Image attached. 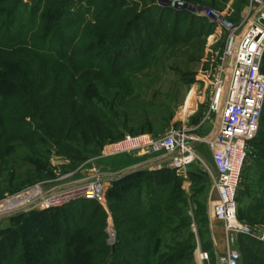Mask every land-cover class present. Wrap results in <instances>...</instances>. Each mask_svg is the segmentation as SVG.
Masks as SVG:
<instances>
[{
	"label": "rangeland",
	"instance_id": "374dc122",
	"mask_svg": "<svg viewBox=\"0 0 264 264\" xmlns=\"http://www.w3.org/2000/svg\"><path fill=\"white\" fill-rule=\"evenodd\" d=\"M41 1H25V9L26 5ZM124 1L128 5L136 3L130 7L127 5L128 8L118 16L114 22L115 26L112 27L116 33L123 31L125 24L132 20L136 12L143 14L139 21V29H143V23H152L157 29L160 17H166V20L173 24L172 30L176 25L180 28L176 34L165 29L169 32H162L164 33L162 35L167 33L165 36L167 41L159 43L155 51L144 61L133 62L126 77L120 82L122 86L130 85L134 89L132 94H122L123 96L115 103L113 96L117 87L111 86L103 91L104 102L99 105L105 109L111 121L116 123L117 129L119 128L124 136L141 133L159 136L165 134L167 129L182 124L193 126V132L200 136L210 134L218 120L216 115L212 117V121L205 119L214 90L212 87L214 68L219 63V57L225 55L232 36L225 26L220 27L215 20L222 16L226 24L239 27L240 32L234 35L236 50L255 17L254 0ZM110 2L103 0L101 6L93 9L89 0H76L73 7L75 25L93 19L97 10L99 12L101 9L100 16L103 20L100 26L104 36H100V41L109 42L111 38L107 33L109 25L106 6ZM202 11L212 13L214 19L199 15ZM233 63L234 57L231 56L227 60L228 71H231ZM191 92L193 96L188 103ZM53 121L48 131H40L41 134L46 131L49 142L35 138L32 142L25 143L21 139H15L8 142L3 152L0 151V245L14 241L17 234L25 240L28 238L31 245L47 241L49 239L45 237L46 234H55L62 228L61 219L65 214L77 211L85 204L81 202L72 207L34 209L29 203L39 189L73 179H82L95 172H118L133 165L136 161L133 156L141 157L133 154L104 156L108 145L124 137L115 127L114 134L103 137L101 143L84 144L86 140L82 137L81 140H74V136L64 139L62 135L67 132V124H63L62 119ZM263 132L264 127L260 136ZM49 133L55 137L53 135L51 137ZM58 139H64L65 144L50 142ZM202 148L204 149L200 150L201 154L209 164H212L210 151L207 147ZM74 149L78 150L77 156L66 154L74 153ZM260 164H264V156L261 148L255 144L245 168L238 197L239 219L250 226L255 237L239 234L231 239L224 225L213 219L211 202L217 199V194L212 190V181L203 166L195 163L189 168L187 178L175 172L181 178L180 184L184 190V201H179L182 215L178 216L176 221L179 223L181 219H186L189 227L182 228L177 233H163L158 244L159 252L166 253L167 247L177 242H187L191 235L190 241L192 240L195 247L201 245L210 255V261L205 264H220L221 258L228 256L233 250L240 252L242 264H245L248 254L246 241L249 239L259 241L256 238L264 234V208H257L261 205L259 197L262 195L261 187L264 185ZM149 170L154 171L135 166L128 172L118 174L111 183L106 199L102 202L95 201L88 206L91 213L98 209V216L94 217L95 222L105 214L106 226L103 230L106 231L107 237L103 236V239L113 247V251L120 239L121 241L123 239L118 236L121 226H118L117 219H121L124 210L120 205H117L116 209L115 203L122 200L121 192H127L124 187H134L133 182L143 184L149 177L153 178ZM147 195L148 190L145 196ZM145 201H148V198ZM93 246L95 245L90 248ZM29 249L32 250L33 247L29 246ZM109 259L117 261L113 257ZM120 259L125 261L122 264H132L129 258ZM187 264L201 263L194 254Z\"/></svg>",
	"mask_w": 264,
	"mask_h": 264
},
{
	"label": "trees",
	"instance_id": "16d2710c",
	"mask_svg": "<svg viewBox=\"0 0 264 264\" xmlns=\"http://www.w3.org/2000/svg\"><path fill=\"white\" fill-rule=\"evenodd\" d=\"M25 1L30 0H0V151L15 139L25 143L35 138L49 142L46 131L42 134L40 131H48L55 119L67 124L64 139L82 137L86 140L84 144L101 143L103 137L114 134L115 128L124 136L99 105L104 102L102 93L111 86L117 87L113 102L122 94H132L134 89L120 82L133 62L144 61L159 43L167 41L165 36L173 24L160 17L157 29L152 23H143V29H139L143 14L136 12L123 31L116 33L112 28L114 22L136 2L128 5L124 0H106L110 2L106 17L111 40L101 42L100 36H104L101 9L93 19L75 25L76 0H42L26 5V9ZM89 2L94 9L103 0ZM179 28L176 25L172 32L176 34ZM162 32L167 33L162 35ZM263 122L264 113L254 145L261 148L264 156V132L260 136ZM64 139L50 142L64 145ZM77 152L74 149V153L66 154L77 156ZM260 165L264 180V164ZM150 173L153 178L149 177L143 184L132 181L134 187H124L127 192H121L122 200L115 203L116 209L120 205L124 210L121 219H117L122 227L118 236L123 239L116 244L115 251L103 239L107 237L103 230L105 214L95 222L98 209L91 213L88 208L95 201L78 200L63 206L85 202L79 210L64 215L62 228L55 234H46L49 240L31 245L28 238L25 240L17 234L14 241L0 245V264L125 263L121 257L131 259L132 264H187L196 249L190 241L191 235L187 242L168 246L166 253L158 249L163 233H177L189 227L186 219L176 221L182 215L179 201H184L181 178L171 169ZM261 190L259 209L264 208V185ZM246 243L245 264H264V243L253 239ZM92 245L95 246L90 248ZM110 257L117 261H110Z\"/></svg>",
	"mask_w": 264,
	"mask_h": 264
},
{
	"label": "built area",
	"instance_id": "2783aa9c",
	"mask_svg": "<svg viewBox=\"0 0 264 264\" xmlns=\"http://www.w3.org/2000/svg\"><path fill=\"white\" fill-rule=\"evenodd\" d=\"M255 17L248 31L240 40L237 49L236 33L239 27L226 24L223 17L215 20L232 33L230 46L214 68L213 93L205 119L213 120V131L200 136L193 126L182 124L167 129L163 135L141 133L126 134L122 140L105 148L104 156L137 155L148 156L142 168L151 170L171 169L187 178L189 168L200 163L212 181V190L217 199L211 202L212 217L224 225L226 233L233 239L244 234L255 237L249 225L239 219V193L246 165L261 129L264 113V0H254ZM199 15L214 19L210 12ZM224 23V24H223ZM234 57L231 71L227 60ZM193 113H195L193 111ZM185 121H183L184 123ZM207 147L212 155L209 164L201 154ZM134 167H124L118 172H95L82 179L69 180L39 189L30 201L34 209H52L66 206L78 200L104 201L111 183L120 173ZM264 243V234L259 236ZM201 264L210 261V255L201 245L194 252ZM220 264H242L239 251L233 250L220 260Z\"/></svg>",
	"mask_w": 264,
	"mask_h": 264
},
{
	"label": "crops",
	"instance_id": "0c3cea01",
	"mask_svg": "<svg viewBox=\"0 0 264 264\" xmlns=\"http://www.w3.org/2000/svg\"><path fill=\"white\" fill-rule=\"evenodd\" d=\"M192 96H193V93L191 92V94H190V96L188 97V103H190L191 102V98H192ZM204 148H202L201 147V149L200 150H203ZM134 158H136V159H134V158H132V159H134V160H136L135 162H133V165H129V167H142V165H144L148 160H149V157L147 156V157H144V156H141L140 158H138V157H135V156H133ZM138 158V159H137Z\"/></svg>",
	"mask_w": 264,
	"mask_h": 264
},
{
	"label": "water",
	"instance_id": "95a60500",
	"mask_svg": "<svg viewBox=\"0 0 264 264\" xmlns=\"http://www.w3.org/2000/svg\"><path fill=\"white\" fill-rule=\"evenodd\" d=\"M263 22H264V20H263Z\"/></svg>",
	"mask_w": 264,
	"mask_h": 264
}]
</instances>
